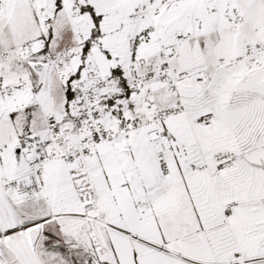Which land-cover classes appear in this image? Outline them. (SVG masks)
<instances>
[{
  "label": "snow or ice",
  "instance_id": "6c2138e0",
  "mask_svg": "<svg viewBox=\"0 0 264 264\" xmlns=\"http://www.w3.org/2000/svg\"><path fill=\"white\" fill-rule=\"evenodd\" d=\"M0 264H264V0H0Z\"/></svg>",
  "mask_w": 264,
  "mask_h": 264
}]
</instances>
